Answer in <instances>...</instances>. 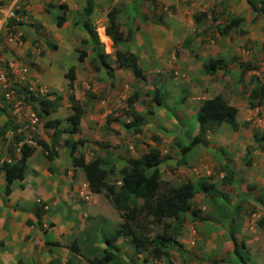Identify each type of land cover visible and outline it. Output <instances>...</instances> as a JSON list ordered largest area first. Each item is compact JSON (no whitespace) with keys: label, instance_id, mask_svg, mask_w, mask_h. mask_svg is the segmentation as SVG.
<instances>
[{"label":"rangeland","instance_id":"374dc122","mask_svg":"<svg viewBox=\"0 0 264 264\" xmlns=\"http://www.w3.org/2000/svg\"><path fill=\"white\" fill-rule=\"evenodd\" d=\"M227 1L220 0L224 4H227ZM245 1L248 4V0ZM251 1L258 11L261 7L264 9V2L261 0ZM194 2L195 0L177 2L175 0H102L100 2V7L118 9L117 21L120 31L124 38L130 40L128 45H121L119 48L123 51L134 48L143 75L148 73V76L143 80L135 77L132 79L128 75H132L131 71L126 69L127 75L119 76L114 80L113 72L117 69L112 60L115 59L114 51L110 58L105 57L106 65L96 58L85 59L83 63H79L77 57L85 45L84 41H81L74 57L69 58L68 62L75 60L74 68H78L79 72V80L76 78L74 81L79 82L74 95L84 104L81 120L86 136H82L79 131V134L69 139L86 140L88 144L78 154H87L92 160L96 158L101 160L108 172L107 183L114 185L117 190L122 168L116 169L115 155L118 153L113 150L131 143L133 149L127 148L125 156L121 158L118 155V157L127 161L130 156L134 157L133 153H135L139 158L146 152L144 146L150 140L162 146L160 147L162 164L158 170L164 182L173 187L192 182L197 189L202 182L213 185L214 189L211 193L217 198L211 199L198 192L193 200L194 208L199 210L198 216L205 221L196 222L190 214L183 215L179 222L167 220L174 226V229L169 230L168 233L171 237H175L174 242L177 245L172 246L168 257L157 261L158 264H240L233 253L232 238L243 245L239 250L242 262L264 264V108L256 113L257 108L252 109L248 105L250 100L253 104H257L264 99V92H259V88L264 87V71L259 70L264 68V38L263 41L246 38L245 32L242 33L238 29L239 26L230 27L226 32L225 28L234 18L225 15L224 11H218L217 17L210 15L211 18L196 13L195 16L200 17L195 20L193 16L194 23L191 25L189 15L179 6L182 3L184 7L190 8ZM218 5L220 6V3ZM254 15L263 23L264 33V13H254ZM93 17L95 16H91L87 21L90 30L95 34L101 33L102 30L99 31L98 28H102L105 23L108 26L109 21L103 17L102 23V19L94 21ZM179 19H184L182 24L178 23ZM169 33L173 36L172 41L171 39L167 42L162 41ZM132 34H139L138 41L136 39L138 35L132 38ZM152 40L156 41L152 43ZM145 41L148 42V47L153 46L159 53L157 60L149 59L148 50L144 47ZM90 42L102 51L96 40L90 38ZM104 44L109 51V40ZM167 51H170L169 54L176 59H184L185 57L181 56L186 53L193 55L195 63L201 68L200 72L194 74L193 81L198 82V86L202 87L198 93L197 90L195 91L196 95L193 97L201 98V91L210 97L220 92L227 102L234 103L238 111L236 129L228 124L210 123L205 126L204 131H201L197 116L192 120L187 118L194 116L193 112H196L198 104L194 105L195 108L189 110L185 117L181 116L178 119L180 115L176 105L179 101L183 103L186 96L191 93L185 86V77L181 76L184 72L168 69L174 65L173 57H164V62L158 60L162 59V56H167ZM210 60L220 61L219 69L213 74H207L204 70V66ZM151 62L159 66L160 63H164L166 67H162L159 72L150 71ZM100 66L105 68L106 74L104 73L103 77L97 75L95 82L88 81L89 73L100 74L98 72ZM228 68H232L231 71ZM86 71L89 73L87 74ZM251 71H259L260 77L248 75ZM128 78L131 81H128ZM155 88L161 90L163 100L166 102L163 110L157 114L151 111L150 105V103L155 104L152 100ZM254 90L258 91L257 95L251 98L250 95ZM67 92L69 96L68 88ZM179 92L180 97L177 96ZM23 95L26 97L27 93L23 92ZM132 95L137 98L133 99V104L130 105L128 100ZM44 96L39 95L37 100H41ZM197 102L201 101L197 100ZM105 112H109L106 117H104ZM133 117L139 118L140 121L133 122ZM143 118L149 120L148 127L153 132L148 129L147 133L142 134L139 128L142 127ZM44 124L45 121H39L37 130L39 127L47 132L52 130L44 129ZM117 124L120 125V130H123L122 137H118L120 135L118 131L112 135L111 126H119ZM68 127L69 124L63 122L58 128ZM142 135L145 137L141 139L135 137ZM20 136L31 138L34 143L38 141L37 132L24 133ZM59 136L57 135L58 138ZM194 137H199L200 144L182 157L181 150L176 145L180 144L184 147ZM113 142L117 143L112 145ZM58 144L63 145V140H59ZM84 192L87 200L78 197V200L68 208L61 205L58 209V222L42 228L38 226L37 219L35 223L33 221L20 223V226L22 225L20 228L15 225V220L12 218L3 217L1 211L5 209L6 201L0 198V262L89 264L88 260L102 257L106 239L118 231L122 220L112 204L106 200L104 193L94 196ZM39 205L36 210L44 216V206ZM32 226L35 227L38 240L30 243V235L24 233L23 237L24 246L29 243L32 249L31 254L28 252V256L21 257L20 253L14 255L13 249L20 250V232ZM149 229L151 237L163 232L158 226H151ZM17 235L18 241L15 238ZM72 243L77 247L76 254L68 249ZM50 244L57 246L52 247ZM178 244H181V247H178ZM113 245L118 250L116 252L119 256V262L116 264H155L156 262L147 253H134L129 238H120ZM40 246L41 251H38ZM46 250L49 252L47 253Z\"/></svg>","mask_w":264,"mask_h":264},{"label":"crops","instance_id":"0c3cea01","mask_svg":"<svg viewBox=\"0 0 264 264\" xmlns=\"http://www.w3.org/2000/svg\"><path fill=\"white\" fill-rule=\"evenodd\" d=\"M14 1L16 0H0V6H7L9 4H12ZM19 1L21 2V6H25L27 9L25 12L24 21L18 28L23 35L24 46L22 48H17L14 45H5L2 38L0 37V65H3L9 59H15L21 62L24 66L30 67V69L32 70L34 69L31 73L32 77L48 89V95L46 98L52 100L54 97H61V101L56 110L51 111L49 115L43 116L41 114V117H39L40 122L45 121L46 123V121L48 120L55 119L64 120L71 115V104L67 96L69 80L66 79L65 75L71 67H74L76 65L75 60L72 62H68V59L74 57L75 51L79 48L81 41L88 42L83 45L82 49V51L86 53V60L89 58L94 59L96 53L99 51L96 46L92 45V43L90 42L89 35H87L85 31H83L84 29L82 26L85 19L84 11L86 8V4L87 2H90L92 4L93 9L91 16H95L92 18L94 19V21H98V19L101 20L103 17L107 18L106 14L108 8L100 7V2L102 0ZM175 1L177 2L178 0ZM219 3L220 6L218 5ZM112 5L114 6V3ZM179 7L185 10V14L189 15V21L191 25L194 23V17L196 20V13H200L199 15L203 14L204 16L211 18L210 15L217 17L218 11H224L225 15H231L234 19H236V17L241 19V22L238 25V29H240V32L242 33L245 32L244 35L246 36V38H250L256 41H263V23L256 18V16L250 9V6H248L245 0H228L227 4L220 2V0H195L194 4L190 5V8L184 7L182 3ZM187 9H189V12H187ZM207 11L210 14H207ZM58 17H64V22L62 23L61 27L57 26ZM101 21L102 23L104 22L103 19ZM183 21L184 19H179L178 23L182 24ZM106 27L107 23H105L102 28L99 27L98 30H102L103 34H105ZM136 35H138L136 37L138 41V38L140 37L139 34H132V38ZM164 37H166V39H162V41L164 42L169 41V39H171L172 41L173 39L171 33L166 34ZM108 39L110 43L109 51H107L106 44H104L100 39V32H97V43L100 49L103 51L104 56H108L110 58L112 52L114 51L115 53L116 50L129 52L134 54L135 56L138 55L137 52H135L134 48L132 50L125 49V51L119 48L121 45L125 46L130 40L125 43H118L117 45H115L109 37ZM155 41L152 40V43H154ZM37 43L44 46V53H42V55L38 58L33 59L31 57V51L34 46L37 45ZM144 44L145 49L148 50L147 53L149 55V59L151 58V61L157 60V58L159 57V53L154 50L153 46L148 47V42L145 41ZM114 47H116V49ZM169 53L170 51H167V56H162V59L158 60L163 61L164 57H173L174 68H172L173 66H171L168 69H172L175 72H177L178 70L184 72L181 76L185 77V86L191 93L189 94V96H186V99L183 101V103H181V101L177 103L176 110L180 115L178 119H180L181 116L185 117L186 113L189 110L194 109V105L198 104L196 112H193L194 116H190V118L187 117L190 120L196 118L203 102L217 95H221V97L226 100V98L222 94H220V92H216L212 97H210V95H206L201 91V98L193 97L194 95H196V90L197 93L199 90H202V87L198 86V82L193 81L194 74L200 72L201 70L199 64L195 63L193 55L189 53L181 56H184V59H176ZM112 60L115 62V59ZM150 65L152 66V68H150L149 70H158L157 72H159L160 69H163L162 67H166L164 63H160L159 66V64H154L151 62ZM231 69L232 68H228V70L230 71ZM259 70L264 71V68H260ZM98 72H100V74H91L86 71L87 74L89 73L88 81L95 82L96 78L98 77L97 75H99V77H103L104 73L106 74L105 68L102 67L98 68ZM147 74H145L146 77L148 76ZM250 74L260 77L259 71H251V73H249L248 75ZM124 75H127L125 70L116 69L113 72L114 80L115 78ZM128 75L132 79H134V76H132L131 74ZM75 76L79 80L78 68H75ZM128 81L131 80L128 78ZM78 85V81L73 83L74 90H77ZM85 86L88 87L86 84ZM177 96L180 97V92ZM76 99L83 107L84 104L82 101H80V98L76 96ZM197 100L201 102H197ZM262 101L263 102H261L260 105L256 107V113L264 108V99ZM228 103L229 105L235 107L233 102L229 101ZM150 105L152 107L151 111L157 114L158 112H161L163 110L166 102L162 100L161 106H157L156 104L152 103H150ZM7 111H9V113H7ZM108 113L109 112H105L104 117H106ZM23 120H25V117H23ZM141 120L142 127L139 129L142 131V134L147 133L148 129L153 132V130L148 127L149 120L144 118ZM236 120L238 119L236 118ZM20 122L21 120L12 116V114L10 113V107L3 103L0 94V198L6 201L5 209L1 211V215L3 217H9L10 219L12 218L13 220H15V225L17 226H20V223L26 224L31 223L32 221L35 223L36 213L39 212V210L37 212L36 208L38 206L40 207L39 204H41L44 206L43 209L45 211V215L43 216L42 214L40 216V222L42 227H46V225L55 224L56 222H58V209L61 205H63L65 208H68L73 205L74 201L78 200V197H80L79 194L81 192L85 193L84 191H86L87 194L91 193L87 189V183L84 179L83 173L82 171L80 172L81 169L72 167L71 157L68 154V148L64 147L63 145L59 146L58 144L59 140H65L68 137L64 134H61L58 138L57 135L54 134L55 131L53 129L50 131L48 130L49 132H47L40 129L39 127L37 130L36 140L43 141L45 144H47L50 148H52V150H54L56 156L52 159L51 162H48L46 160V153L40 147H38L36 143L31 146V148L33 149V153L26 161L24 179L22 181H14L11 186V194L9 196H5V179L2 165L4 163H13L19 160L21 154V146L28 145L29 142L27 141V138H25L24 136H20ZM79 129L82 136H86L83 130V120L80 121ZM111 129H113L112 135L116 134V131H118V133H120L118 137H122L123 130H120V125H113L111 126ZM62 130L63 129L59 128L56 129V131L58 132H62ZM107 137H110V135H107ZM135 137L141 139L145 137V135ZM72 140L76 141L74 138H72ZM115 143L117 142H113L112 145H115ZM87 144L88 143H85L84 146L78 148V152L85 148ZM132 145L133 144L131 143L127 144V146H125L124 144L123 148H120L121 146H118V148L114 149L113 151H116L119 157L123 158L125 156V151L127 148H129L130 150L133 149ZM160 147L162 146H158L156 143H153L150 140L144 146V148H146V152L142 153V155L146 154L151 149H157L159 150L162 159V150ZM78 152L77 155L83 156L86 162L92 161V159H90L91 157H89L87 154H78ZM133 154L134 157L130 156V159H138V157L135 156L136 154ZM118 155H115L117 156V162L115 164L116 169L122 168L123 170L128 168V160H121ZM103 168L106 169L105 167ZM80 178H82V180ZM80 187H82V189L79 190ZM20 228H22V225L20 226ZM34 228L35 227L32 226L27 229H23L20 232V250L13 249L14 255L20 253L21 257L22 255L28 256V252L29 254H31L30 251H32V249L29 247V243L27 244V246H24L23 237L24 233L30 235V243H32L33 240H38V236H36V231ZM15 238L16 241H18V235ZM41 248L42 247L40 246L38 251H41ZM46 252L48 253L49 250H46ZM4 261L5 259H3V262ZM0 264L3 263L0 262ZM4 264L11 263L4 262Z\"/></svg>","mask_w":264,"mask_h":264},{"label":"trees","instance_id":"16d2710c","mask_svg":"<svg viewBox=\"0 0 264 264\" xmlns=\"http://www.w3.org/2000/svg\"><path fill=\"white\" fill-rule=\"evenodd\" d=\"M264 2V1H262ZM248 4L254 13L263 14L264 9L261 7L258 11L251 0H248ZM92 4L87 2L84 11V23L83 29L90 36L92 40L97 41V33L90 30L87 23L91 18ZM118 9L111 7L107 10V19L109 25L105 29V34L100 33V39L103 43H106L109 39L117 45L118 43H125L128 41L124 38L120 31V26L117 21ZM203 16V14H201ZM200 16H196L198 19ZM64 22V17L57 18V26L61 27ZM241 22L240 18H236L230 22L232 25H228L225 29L226 32L230 27H237ZM22 24V23H21ZM20 24V25H21ZM108 36V37H107ZM23 39V36H22ZM24 41V40H23ZM86 44V42H84ZM115 64L119 70H130L132 75L137 79H144L142 69L139 66L138 58L129 52L115 51ZM103 51H98L95 58L106 65ZM86 58L84 51L79 52L77 61L82 63ZM29 71L30 67L24 66ZM219 60H210L205 66L204 70L207 74H213L219 68ZM66 79L69 80V102L71 104V115L66 119L48 120L44 124V128L53 129L55 135H66L68 138L63 140V145L68 148V154L71 157L72 167L81 169L84 179L87 183L88 190L93 195H100L104 193L106 200L112 204L114 210L119 214L122 224L115 234L111 235L105 241V249L102 251V257L93 258L88 260L89 264H116L119 262L118 250L114 247L120 238H129L130 244L133 245V252L147 253L152 259L160 261L162 258L168 257L170 254V248L177 245L174 240L175 237H171L168 233L169 230L174 229V226L167 223V220H173L179 222L183 215L190 214L192 219L196 222L205 221L198 216L199 210L194 208L193 200L198 192L203 193L205 196L214 199L216 195L211 191L214 189L213 185L202 182L199 184V189L192 182L183 183L177 187H173L167 182L161 179L159 172V166L162 164V159L159 150L151 149L146 154L140 156L136 160H128L129 167L121 171V186L118 190L114 185L107 183L108 172L107 169L101 165V160L95 159L90 162H86L83 156H78V148L84 146L86 140L78 139L73 141L69 139L74 135L79 134V125L84 113V109L80 102L74 95L73 82L76 79L75 68L71 67L66 75ZM22 92V91H21ZM257 90H254L250 95L251 98L257 95ZM259 92H264V87L259 88ZM48 95V94H46ZM41 100H35L32 96H26L25 99L32 109L36 112L38 117L49 115L51 111H55L58 107L61 97H54L52 100L46 98ZM137 96L132 95L128 100V104H133V99ZM153 102L157 106L162 105L163 96L161 90L154 89L152 97ZM261 102L253 104L252 101L248 103L249 107L254 109L260 105ZM238 111L235 107L229 105L220 95H217L209 100L203 102L198 114L197 122L201 131L205 130V126L214 123L215 125L228 124L233 129L237 128L236 116ZM133 122H139L140 119L133 117ZM69 124L68 128L62 130V132L56 131V129L63 123ZM129 126V125H128ZM136 132L139 133L138 130ZM21 141V140H20ZM200 144L199 137H194L188 143V145L182 147L177 144V148L181 150L182 157L189 154L193 148ZM36 145L40 147L46 153V160L51 162L56 156L54 150L50 148L43 141H36ZM20 159L13 163H4L2 169L4 171L5 179V196L11 194V186L14 181H22L26 170V161L32 155L33 149L28 145L21 146ZM180 164L182 162H179ZM40 213H36L37 224L42 228L40 222ZM177 224V223H176ZM151 226H158L163 229L162 234L151 237ZM46 233V232H45ZM233 253L237 257L240 264H245L240 258L239 250L243 248L242 244H238L233 238ZM123 244H126L123 242ZM57 246L56 244H50ZM181 247V244H178ZM72 253H78L75 243H72L68 248Z\"/></svg>","mask_w":264,"mask_h":264},{"label":"built area","instance_id":"2783aa9c","mask_svg":"<svg viewBox=\"0 0 264 264\" xmlns=\"http://www.w3.org/2000/svg\"><path fill=\"white\" fill-rule=\"evenodd\" d=\"M26 10L25 6H21L19 0L7 6H0V37L5 45H14L17 48L24 46L23 35L18 28L24 21ZM40 52L41 49L34 46L31 54L33 57H37ZM21 91L26 92L28 96L33 98L47 94V88L35 80L27 68L23 67L19 61L9 59L3 65H0L1 100L10 107L12 116L21 120L20 135L36 133L39 119ZM23 117H25V120H23ZM27 141H29V146L34 145L31 138ZM120 184V182L117 183V185ZM79 196L88 199L83 192Z\"/></svg>","mask_w":264,"mask_h":264},{"label":"clouds","instance_id":"9594fccd","mask_svg":"<svg viewBox=\"0 0 264 264\" xmlns=\"http://www.w3.org/2000/svg\"><path fill=\"white\" fill-rule=\"evenodd\" d=\"M261 1H263V0H261ZM26 12V11H25ZM25 15V14H24ZM35 46H37L38 48H40L41 49V52H40V54L37 56V57H33V56H31L33 59H36V58H38L39 56H41L42 55V53H44V46L43 45H40V44H38L37 43V45H35ZM32 52V51H31ZM32 55V54H31ZM23 93V92H22ZM48 94V93H47ZM28 96V95H27ZM40 96H42V95H40ZM44 96V95H43ZM45 96H46V94H45ZM44 96V97H45ZM35 100H37V98H34ZM32 111L36 114V112L32 109ZM10 113H11V109H10ZM37 115V114H36ZM38 117V116H37ZM38 119H39V117H38ZM40 121V120H39ZM35 144V143H34ZM31 147V146H30ZM118 182H120L121 183V178H120V180L118 181ZM117 182V183H118ZM122 184V183H121ZM121 184L120 185H117L118 186V188L121 186ZM87 189H88V187H87ZM89 191V190H88ZM167 222V221H166ZM168 223V222H167ZM156 262H155V264L157 263V260H155ZM158 264V263H157Z\"/></svg>","mask_w":264,"mask_h":264},{"label":"bare ground","instance_id":"6f19581e","mask_svg":"<svg viewBox=\"0 0 264 264\" xmlns=\"http://www.w3.org/2000/svg\"><path fill=\"white\" fill-rule=\"evenodd\" d=\"M105 35V34H104Z\"/></svg>","mask_w":264,"mask_h":264}]
</instances>
